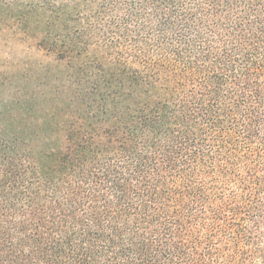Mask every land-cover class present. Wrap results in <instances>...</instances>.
<instances>
[{
    "label": "trees",
    "instance_id": "obj_1",
    "mask_svg": "<svg viewBox=\"0 0 264 264\" xmlns=\"http://www.w3.org/2000/svg\"><path fill=\"white\" fill-rule=\"evenodd\" d=\"M1 17L50 82L0 130V264H264V0Z\"/></svg>",
    "mask_w": 264,
    "mask_h": 264
},
{
    "label": "rangeland",
    "instance_id": "obj_2",
    "mask_svg": "<svg viewBox=\"0 0 264 264\" xmlns=\"http://www.w3.org/2000/svg\"><path fill=\"white\" fill-rule=\"evenodd\" d=\"M28 40L22 37L14 20L0 18V130H5L9 122L14 124L20 117L19 105L24 94L32 95L38 84L50 82L49 74L44 73L40 64L42 54L33 47V41ZM65 77L59 72L60 79ZM66 83L64 95H69V83Z\"/></svg>",
    "mask_w": 264,
    "mask_h": 264
}]
</instances>
